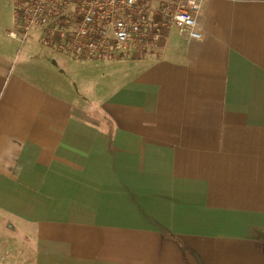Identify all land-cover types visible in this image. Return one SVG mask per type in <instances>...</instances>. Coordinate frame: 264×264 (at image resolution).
<instances>
[{"label":"crops","instance_id":"crops-1","mask_svg":"<svg viewBox=\"0 0 264 264\" xmlns=\"http://www.w3.org/2000/svg\"><path fill=\"white\" fill-rule=\"evenodd\" d=\"M7 6L5 263L264 264V0H203L201 38L95 62L9 37Z\"/></svg>","mask_w":264,"mask_h":264},{"label":"built area","instance_id":"built-area-1","mask_svg":"<svg viewBox=\"0 0 264 264\" xmlns=\"http://www.w3.org/2000/svg\"><path fill=\"white\" fill-rule=\"evenodd\" d=\"M21 44L38 41L74 60H132L154 51L176 30L198 39L203 0H11ZM0 264H6L0 255Z\"/></svg>","mask_w":264,"mask_h":264},{"label":"rangeland","instance_id":"rangeland-1","mask_svg":"<svg viewBox=\"0 0 264 264\" xmlns=\"http://www.w3.org/2000/svg\"><path fill=\"white\" fill-rule=\"evenodd\" d=\"M6 3L8 6V11H9V16H10V20L12 22V9H13V6L11 5V0H0V5ZM5 8H6V5H5ZM33 36H36L35 32H30V37H33ZM106 61H108L109 59H104ZM118 60V59H115V61ZM91 64V63H90ZM97 64H100L99 62Z\"/></svg>","mask_w":264,"mask_h":264}]
</instances>
